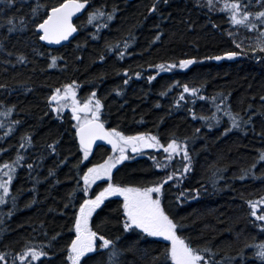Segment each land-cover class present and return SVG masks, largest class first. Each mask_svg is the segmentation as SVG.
Wrapping results in <instances>:
<instances>
[{
    "label": "trees",
    "instance_id": "1",
    "mask_svg": "<svg viewBox=\"0 0 264 264\" xmlns=\"http://www.w3.org/2000/svg\"><path fill=\"white\" fill-rule=\"evenodd\" d=\"M39 2L51 7L60 0ZM154 2L157 10L150 12ZM36 4L37 0H0V85H6L0 87V112L14 106L8 115H0V164L11 162L17 153L24 157L9 194L15 196V203L10 198L0 209V252L6 253L7 264L32 245H43L49 253L33 264H70L67 248L75 238L73 215L87 198L81 195V177L88 167L102 164L112 155L99 146L83 159L71 108L59 115L52 110L48 98L56 88L73 81L81 103L95 91L103 104L101 119L109 128L125 135L151 133L165 145L172 138L187 137L192 166L182 181L174 178L164 185L166 211L183 225L178 231L193 246L212 249L216 264H262L253 246L264 243V230L250 216L247 203L264 197V160L260 159L264 152V55L251 51L258 33L231 25L225 13L209 10L206 0L199 4L197 0H89L75 22L78 35L67 45L49 48L41 43L34 27L39 22L31 13ZM96 9L113 13V19L99 18L89 24L88 13ZM262 9L264 4L251 0L250 11ZM39 13L44 15L43 7ZM13 24L14 30L9 31ZM241 49L247 54L215 59ZM120 51L125 52L123 58ZM21 55L25 60L19 59ZM52 56L57 57L55 65ZM193 57L196 62L188 68L160 71L155 67ZM149 76L154 79L148 80ZM184 84L200 88V93L195 98L185 93L177 105ZM221 93L226 97L223 104ZM212 97H217L220 112ZM228 111L243 118L240 128L231 127L225 115ZM213 114L220 122L209 128L200 117ZM225 129L229 131L225 133ZM25 136L32 143L20 150L17 141ZM53 144L55 152L49 147ZM145 150H152L156 161L129 149L132 159L113 168L111 180H98L87 196H94L109 182L150 186L182 168V157H174L167 169L157 168L155 163L164 160L163 149ZM246 170L255 175L245 176ZM193 189L199 190V196ZM74 190L75 208L69 204ZM182 192L184 196H180ZM122 205L121 196L106 198L93 213L94 230L109 239L119 237L117 247L131 249L119 258L120 264H160L153 258L163 252L167 242L139 235V231H125ZM241 251L243 260L238 256ZM107 255L106 250L98 251L90 264H107Z\"/></svg>",
    "mask_w": 264,
    "mask_h": 264
},
{
    "label": "snow or ice",
    "instance_id": "2",
    "mask_svg": "<svg viewBox=\"0 0 264 264\" xmlns=\"http://www.w3.org/2000/svg\"><path fill=\"white\" fill-rule=\"evenodd\" d=\"M167 2V0H164ZM89 0H60L55 6L48 7L41 5L37 0L36 6L31 10L32 16L38 19L39 22H34V27L39 35V39L42 41H49L60 43L61 41L68 40L73 33L77 32L76 25L72 22L73 16L77 13H81V10L86 8ZM200 3V0H197ZM251 0H206V6L209 10H216L225 13L233 26H242L247 30H255L258 35L254 41L255 47L251 49L253 54L259 53L264 55V9L256 12L249 10ZM258 5L264 4V0H256ZM44 8V15L39 13L40 8ZM157 10V3L154 2L149 9L150 12ZM115 11V10H113ZM106 17L107 20L113 19V13L106 14L105 12L96 9L88 13V23L92 24L99 18ZM11 24L12 21H9ZM25 22L21 18L20 27L23 28ZM97 28L102 25H96ZM106 27V25H103ZM15 25L9 28V31L14 30ZM231 35V33H230ZM156 39L159 40L160 36L157 35ZM109 50H112L111 44L107 45ZM129 44L127 41L123 42V48L127 50ZM240 47V45H237ZM243 54H247L246 50L241 51H228L223 53V56H216V60H220L224 57L233 58ZM120 58H123L125 52H118ZM259 58V56H258ZM21 61L25 60V57L21 55L19 57ZM104 59L103 56L100 57ZM207 59H211L208 57ZM52 65H55L57 61L56 56L51 57ZM196 62V58L180 60L178 63L166 65L161 63L155 65L160 71L171 70L172 68H188ZM149 67H153L149 65ZM127 73L128 69H124ZM135 76H140V72H135ZM153 76H149L148 80H153ZM127 83V81H125ZM0 87H6V85H0ZM78 85L75 81L70 84H66L63 88H56L52 95L48 98L51 104L52 110L58 115L65 109L71 108V114L76 121L75 130L76 135L79 137V147L83 150V159H87L90 155L93 145L97 140L107 141L111 146L115 154L109 156L107 160L102 164H93L88 167L81 177L82 192L81 195L87 198H83L82 203L78 205V211L73 215V227L75 231V238L71 240V243L67 248V261L70 264H90L91 259L97 254L98 251H107V264H120L119 258L125 251L131 249H122L117 247V240L119 237L109 239L108 237L101 235L99 231L94 230L92 225V216L98 208L104 203L106 198L112 196L123 197L122 214L123 221L122 226L125 231H137L139 235L147 234L149 237L162 238L167 242V247L162 253H158L153 261H160V264H216L214 260L215 253L210 248H201L199 246H193L190 238L184 237L180 234L178 229H182L183 225L179 224L177 220L173 218L166 211L164 204L162 203L164 185L168 181H172L174 178L179 183L183 180L186 173L189 172L192 166V160L188 152V138L185 137L182 140L172 138L165 145L160 142L159 138L151 133L139 132L135 135H125V133L118 131L116 128H106L105 122L101 119V110L103 104L96 98V93L93 91L90 96L85 98L81 103L77 99L76 88ZM183 91L180 93L179 99H177V105L184 99L185 93H190L195 98L200 93V88L189 87L188 84H184ZM220 104H223L226 97L223 93L220 94ZM214 106L217 112L221 111L220 104L216 103L217 97H212ZM69 100L71 103H69ZM230 108V105H226ZM14 108V106H12ZM9 108L6 112H0V115H8V112L12 110ZM195 118V112L192 113ZM231 121L232 128H240L242 123V117L238 114H234L231 111L225 112ZM200 119L208 122L209 128L214 124L220 122V117L213 114L212 117L201 116ZM249 117V121H250ZM15 123V122H14ZM12 131L11 128L8 129ZM199 132V129L196 130ZM229 129H225L227 133ZM24 143L20 145V148H24L25 145H31L32 140L30 136L22 138ZM52 152L56 151L55 144L49 146ZM128 149H131L132 153H140L144 149H163L165 156L163 161H157L155 167L167 169L170 167L171 161L174 157H182L180 163L182 168L173 170L164 180L158 183L151 184L150 186H140L134 184L121 185L119 183H107L101 191L97 192L94 196H87L91 186L96 184L102 177H107L111 180L112 170L118 164L123 161L132 159L128 155ZM0 151H3L0 149ZM152 159L156 161V157ZM260 159L264 160V152L261 153ZM24 157L19 153L11 162L0 164V205L5 204L6 200L12 199L15 203V196L10 197L11 184L17 169L22 165ZM29 169L33 168L32 164H28ZM51 174V173H50ZM255 175L251 170L245 171V176ZM244 177L242 176L241 179ZM80 182L77 181V189H80ZM75 191L70 194L69 204L73 208L76 207L73 203L72 197L75 196ZM196 196H199L198 189H193ZM189 192V195H191ZM185 193H180V196H184ZM179 199V197H177ZM250 206V216L255 218V221L260 222L259 227L264 230V197H260L257 200L247 201ZM68 207V205H66ZM50 246V245H49ZM248 247V245H245ZM256 251L255 255L264 264V243H259L253 246ZM211 253V255H208ZM49 253L44 250V246L40 247L26 246L20 253H17L12 260V264H33L34 261H40L41 257H47ZM161 256L164 259L161 261ZM241 260L244 259L243 251L238 253ZM232 258H230L231 260ZM0 262L6 261V253L0 252Z\"/></svg>",
    "mask_w": 264,
    "mask_h": 264
},
{
    "label": "water",
    "instance_id": "3",
    "mask_svg": "<svg viewBox=\"0 0 264 264\" xmlns=\"http://www.w3.org/2000/svg\"><path fill=\"white\" fill-rule=\"evenodd\" d=\"M128 1H134V0H128ZM85 12V9L81 10V13H77L73 16V23L76 25V20L79 19ZM77 27V25H76ZM79 33V29L77 27V32L73 33L72 36H70L68 38V40L65 41H61L60 43H55V42H49V41H41L42 44H44L45 46L49 47V48H60L63 45H67L69 44ZM106 128H109L106 124H105ZM75 138H76V142L79 144V137L76 135V130H75ZM99 146H104L108 149H112V146L107 142V141H103V140H97L96 144L93 145V149L92 151H94L97 147Z\"/></svg>",
    "mask_w": 264,
    "mask_h": 264
},
{
    "label": "flooded vegetation",
    "instance_id": "4",
    "mask_svg": "<svg viewBox=\"0 0 264 264\" xmlns=\"http://www.w3.org/2000/svg\"><path fill=\"white\" fill-rule=\"evenodd\" d=\"M119 131L123 132L122 130H119ZM123 133H124V132H123ZM133 135H135V134H133ZM23 143H24V141H23L22 139H19V140L17 141V145H18V148H19L20 150H23V149H24V148H20V145L23 144ZM106 149H107V154L112 153L111 150H109L108 148H106ZM92 153H94V151H93ZM139 154H140V155H143V154L147 155V154H148L149 156L153 157L152 150H145V149H144V150H143L142 152H140ZM113 155H115V154L112 153L111 156H113ZM128 155H129V149H128ZM112 174H113V171H112ZM16 180H17V179L14 177L13 182H12V184H11L10 187H12V185L15 184V181H16ZM104 182H107V181L105 180ZM8 200H10V198H9ZM8 200H6L5 204L0 205V209H2L3 207H5V206L7 205V201H8Z\"/></svg>",
    "mask_w": 264,
    "mask_h": 264
},
{
    "label": "rangeland",
    "instance_id": "5",
    "mask_svg": "<svg viewBox=\"0 0 264 264\" xmlns=\"http://www.w3.org/2000/svg\"><path fill=\"white\" fill-rule=\"evenodd\" d=\"M114 154H118V153H114Z\"/></svg>",
    "mask_w": 264,
    "mask_h": 264
}]
</instances>
